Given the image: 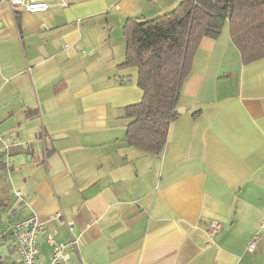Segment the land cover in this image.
<instances>
[{"label":"crops","instance_id":"1","mask_svg":"<svg viewBox=\"0 0 264 264\" xmlns=\"http://www.w3.org/2000/svg\"><path fill=\"white\" fill-rule=\"evenodd\" d=\"M62 1L31 14L0 0V256L22 264L8 229L35 216L41 261L51 236L74 242L62 264H264V231L246 252L264 220V59L244 64L227 26L203 38L147 154L126 143L142 92L120 67L123 26L180 0Z\"/></svg>","mask_w":264,"mask_h":264},{"label":"trees","instance_id":"2","mask_svg":"<svg viewBox=\"0 0 264 264\" xmlns=\"http://www.w3.org/2000/svg\"><path fill=\"white\" fill-rule=\"evenodd\" d=\"M225 26L244 64L264 59V0H180L164 15L124 24L126 51L120 67L137 69L142 92L141 101L125 109L129 146L162 153L169 126L179 115L194 53L203 38L218 39ZM0 264L13 263L0 256Z\"/></svg>","mask_w":264,"mask_h":264},{"label":"built area","instance_id":"3","mask_svg":"<svg viewBox=\"0 0 264 264\" xmlns=\"http://www.w3.org/2000/svg\"><path fill=\"white\" fill-rule=\"evenodd\" d=\"M60 3H57V2ZM6 3L13 11H24L27 13H43L47 12L54 6L60 5L66 7L62 0H6ZM20 196V194H16ZM45 224L38 220L35 216H29L22 220L13 223L9 230L15 240L18 248V253L22 264H62L69 260V248L74 245V242L61 243L56 242L51 236L47 237L49 246V257L45 261L39 260V245L38 237L44 232ZM221 231V225L217 222H212L206 229V235L211 240ZM264 231V220L259 225V232L254 234L250 239L246 252L249 254L257 251L260 233Z\"/></svg>","mask_w":264,"mask_h":264}]
</instances>
